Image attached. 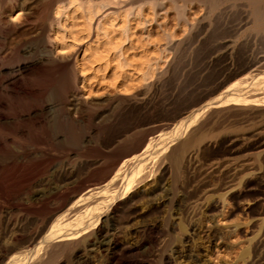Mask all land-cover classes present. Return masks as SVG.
<instances>
[{"label":"rangeland","instance_id":"1","mask_svg":"<svg viewBox=\"0 0 264 264\" xmlns=\"http://www.w3.org/2000/svg\"><path fill=\"white\" fill-rule=\"evenodd\" d=\"M132 2L133 0H127L123 6L129 7ZM168 3L171 2L168 1L167 5ZM62 4L64 0H0V22L5 26L10 18V33L3 34L0 29V42H2L0 57L6 61L5 64L10 69L1 77L3 79L1 83L3 81L5 83L10 78V95H12L10 99L15 97V100L25 104L23 106L28 104L23 107L17 101L18 103L15 104H20L17 113L33 119L26 122L29 127L26 136L8 134L4 150L0 152L1 185L3 184L5 190L10 189L8 191L10 195H4L0 190V209L3 213V218L2 216L0 218V230L4 233L9 229L12 231L19 221L16 226H20L23 231L28 230L29 232L24 233L27 237L35 236L42 230L43 234L46 228L51 226L49 224H52L54 216L61 215L64 211L72 214L77 210V206L83 209L86 204L85 207L88 208L94 201H99L102 197H98L97 194L103 191L104 183L112 182L113 186L118 185L119 188L129 186L127 182L133 175H128V172L134 164L135 166L132 167H141L140 174L152 172V175L143 180V183H134L131 191L120 201L122 202L119 205L120 210L118 209L116 213L110 210L108 204L99 205L101 208L92 213L93 219H99L96 225L109 218L103 223L100 232L102 234L99 236L106 237L114 233L124 246L126 244L127 250H118L117 253L121 255L116 254L115 258H112V253L107 256L102 255L98 245L95 244L96 239L94 243L81 242L77 244L75 251H78L82 257H77L78 260L74 254L70 256L71 258L63 256L64 264L65 262L66 264H264V109L261 113L246 112V115L238 113L240 111L227 112L221 109L215 112L210 123L208 122L204 128L212 135L198 142L195 145L200 143V146L196 147L198 150L196 151L194 146L193 152L187 155L190 156L186 157L181 177L175 173V168L168 157L171 148L189 136L192 128L198 129L206 119L207 114L203 113V104L217 100L221 98V94L229 92L227 89L230 87L232 89L233 81L242 78L239 77L240 75L244 76L247 73L255 75L253 72L258 76L259 72L260 75L264 74L263 65H259L258 70L251 68L252 72H249L250 68H247L238 77L236 76L237 70L245 69L253 57L255 59L262 52L257 53L248 49L243 50L244 53L243 51L237 53L236 49L231 48L220 51L211 49L170 51L162 57L164 60L155 70L153 79L147 82L132 81L134 87L131 90H125L123 86L116 87L112 83L111 73L108 72L107 78L93 79L94 83L84 91L80 82L81 75L78 74V84L72 85V76L68 74L70 71L65 70L55 74L51 62L36 65L37 68L34 66L28 70L19 67L38 58L45 49L51 51L55 49L50 38V29L52 22L56 20L54 10ZM193 9H188V17H192L195 11L198 16L204 14V10H200L199 7ZM223 13L220 24L227 21L229 23V20L237 15H245L242 7L229 8ZM174 15L171 9L166 20L168 22L163 26L171 25ZM148 30H143L141 25L137 26L136 23V37L141 43L146 44L149 55L157 58L160 53L157 40L163 30L157 23H153ZM147 32H150V37L147 36ZM206 34L205 32L200 35L195 34L194 39L202 40ZM182 36V34L178 35L177 40L180 37L183 39L185 35ZM150 39L153 43H150ZM78 50L79 47H76L52 53L54 57L57 56L56 59L60 63H66L67 67H71L74 65ZM136 50L140 52L141 48ZM9 54L10 56L7 57ZM15 77H20L24 82L21 80L20 86L12 87L14 84H11V80ZM30 87L31 90L28 89ZM16 97H20L22 101ZM52 104L55 106L51 107ZM216 126L218 128L221 126V131L224 127L225 129L218 134L220 129ZM215 131L217 134L214 133ZM38 135L41 140H38ZM139 141H142L141 150L134 149ZM150 141L152 145L155 144L154 147L151 143L148 144ZM149 146H152V149L148 150ZM145 149L148 151L146 152ZM120 153L123 154L120 165L126 159H135L130 167L123 170L127 172L117 175L116 166L112 165V158ZM139 154L148 157L144 160ZM16 163L25 165L29 170L39 168L37 171L40 174L38 173L26 186L18 188L13 180L14 170L12 171ZM126 175L129 177L125 178ZM86 190L90 196L87 195L89 193ZM93 190L95 193L99 191L95 194ZM91 192L94 195H91ZM36 193H44L45 201L33 203V206L42 207L46 204L47 208L50 207V212L43 219L35 212L29 214L26 211L27 201ZM130 194L132 197L129 196ZM87 196L91 200L84 198ZM78 199L84 204L81 202V205ZM56 207L59 210L55 209ZM99 236L96 235V238ZM85 248L88 250L86 254ZM9 254L10 252L0 251L3 263L11 259Z\"/></svg>","mask_w":264,"mask_h":264},{"label":"bare ground","instance_id":"2","mask_svg":"<svg viewBox=\"0 0 264 264\" xmlns=\"http://www.w3.org/2000/svg\"><path fill=\"white\" fill-rule=\"evenodd\" d=\"M126 1L127 0H64V4L57 6L54 10L56 20L53 22L51 21L52 25H51V29H50L51 30L50 38H51V41L53 42V45L55 48L53 51L56 53H59L62 50L79 47V50L77 51L75 58H74V65H72L73 67L72 66L67 67L66 63L65 64L60 63L58 61V59H56L57 56L56 57H54L55 55L53 56V53H52L53 51H51L50 49L47 50L45 48H44L45 49L44 53L39 54L40 56L38 58L33 57L36 59L33 61H30L27 64L19 65V67L22 68L23 70L24 69L28 70V69H31L32 67L36 66V65L38 66L41 64H45L47 62H51L54 65V68H52V69L54 70L55 74L59 73L61 71H65V70H67V72H68V70L70 71V73H68V74H70L72 76V80H73L72 85H75L77 83V80L79 79L78 74L81 75L80 82H81V87L84 91L89 86H91L92 83H94L93 79L98 78V77L99 78H107L108 72L111 73L110 76H112V83L116 87L121 88L123 86V88L125 90H131L134 87L133 86L134 84L132 81H136V82L146 81L147 82L150 79H153L152 78L153 74H154L155 70L159 67L161 62L164 60V59L162 60V57H164L165 53L170 52V51L171 52L172 51H180L183 49L184 50L185 49H191V50H193V49H197V50H199V49H201V50L202 49L203 50L204 49H211L212 51L213 50L220 51L223 49L231 48V49H236L237 53L239 51H243V50L247 51L248 49L256 51L257 53H258V51L262 52L260 56L256 55L257 57L255 56L256 57L255 59L253 57V60L250 61V64L247 67H245V69L242 70V69L238 68L239 70H237V73L235 72L237 77L247 68H250L249 72H252L251 68H253V70L254 69L258 70L259 65H263V67H264V0H133V2L130 4L129 7L123 6V3H126ZM168 1L171 2V3H168L169 6L167 5ZM126 5H129V4H126ZM193 7H196V8L199 7L200 10L203 9L204 14L202 16H198L197 12L195 11V12H193L194 17L193 16L188 17L187 11L189 8L193 9ZM237 7H240V8L242 7L243 13L245 12V15H243V16L237 15V16H235L234 19L229 20V23H227L228 22L227 21L226 23L223 22L224 24L223 23L220 24V17L222 14H224L223 12H227L229 10V8L236 9ZM45 8H47V7H45ZM171 9H173V11L175 13V15H174L175 17L173 18V22L171 25L169 24L168 26H163V24L165 22H168L166 20L169 17ZM203 10H202V12H203ZM233 13H235V11ZM233 13L231 15H233ZM138 19H139V21H138ZM136 23H137V26L141 25L142 29L145 31L148 29L150 30L153 23L154 24L157 23L162 28V30H163V32H161L162 35L159 34L160 37L157 40V47L160 50V53H159L157 58L150 56L148 53L149 52L148 48H147V46H145L146 44L141 43L138 40V38L136 37V31H135ZM1 25H2V23H1ZM0 29H1V32L3 34H9L10 33V18H9V23L5 26L4 25L0 26ZM158 29H160V28L158 27ZM194 32L196 35H200L203 32H205L207 34L204 37V39H202V40L196 39L197 40V42H196V40L194 39V37L196 36L194 34ZM3 34H1V35H3ZM181 34L183 36L184 35L185 36L184 37L182 36L183 39H180L181 38L180 37L179 40H177L178 35H181ZM147 36H149V37L151 36L150 32L147 34ZM242 38H243V40H241ZM161 41H163V42L161 43ZM0 43H2V42H0ZM150 43H153V41L151 39H150ZM137 48H141V51L137 52V50H136ZM35 52H36V50H35ZM229 52H230V50H229ZM243 53H244V51H243ZM9 56H10V54L7 57H9ZM34 56H36V55H34ZM224 58H225V56H224ZM14 61L16 62V59ZM5 62L6 61L4 59H2V57H0V152L2 150H4V146L6 143L5 139L8 138V134L15 133L17 135L26 136V132H28V130H29L28 124L26 122L33 120L30 118V116H24V115H22V113L21 114L17 113V111L20 110L19 105L21 103L19 102L20 100L19 101L15 100L14 96H13L14 99H10V97L12 96V95H10V78L8 80H6L5 83H3L4 81L2 82L3 84L1 83V81L3 80L1 77L4 75V73L6 71H10V69L7 68ZM22 62H24V61L22 60ZM166 62H168V61H166ZM47 65H49V64H47ZM37 66L35 68H37ZM44 66H46V65H44ZM12 67L14 68V66H12ZM47 69H48V67H47ZM161 70H162V68H161ZM260 71H262V70H260ZM253 73L255 75H253L252 73H247L244 76L240 75L239 77H242V78H238L235 81H233L234 83L232 85V89H230L231 87L229 89H227V90H229V92L226 91L223 94H221L222 95L221 98L214 100V101L207 102V103L202 105L204 107V110H203V113H205L204 115L207 114V117H206V119H204L202 125L200 124V127L198 129L192 128L190 133H189L190 135L183 138L177 144H175L168 153V157L171 160V162L175 168V173L177 174L178 177H181V175H183V169H184V163H185L186 157L188 154L193 152L192 150H193L194 146L198 142H200L202 139H205V138L208 139L207 137H210L211 133L209 131L205 130L204 128H205L206 124L210 121L211 117L213 116V114L215 112H218L219 109H221L222 111L226 110L227 112H229V111H236V112L240 111L238 113H244V114L246 112L247 113H249V112H253V113L263 112L262 109H264V74L260 75L261 72H259L260 74L258 76V75H256L255 72H253ZM23 75H25V74H22V76ZM64 75H65V73H64ZM60 77H61V75H60ZM232 77H234V76H232ZM53 78H55V76H53ZM63 79H65V78H63ZM21 80L23 81V79H20V77L13 78L11 80V84H14L12 87H15L17 85L20 86L22 83ZM127 80H129V81L126 82ZM25 81H27V80H25ZM59 82L60 81H58V83ZM27 84H28V82H27ZM57 85H59V84H57ZM57 85H55V87ZM64 87H65V85H64ZM186 87H188V86H186ZM16 88H14V89H16ZM28 89L31 90L32 88L30 87ZM23 90L25 91L26 89H23ZM40 91H43V90L40 89ZM196 97H197V95H196ZM17 98L18 97H16V99ZM17 101L20 103L19 105L15 104V103H18ZM21 101H22V99H21ZM43 104H45V103H43ZM21 105L23 106L25 104L22 103ZM16 106H18V107H16ZM26 106H23V107H26ZM40 106H41V104H40ZM50 106L54 107L55 104L54 105L52 104ZM42 107H44V106H42ZM42 109H44V108H42ZM23 110L25 111V109H23ZM31 110H33V108H31ZM40 112H42V110ZM236 112H234V113H236ZM26 113H27V111H26ZM32 115H33V113H32ZM252 116H253V114H252ZM214 117H217V116H214ZM65 122H64V124H65ZM219 124H220V122H219ZM67 125H69V124H67ZM70 126H71V124H70ZM217 126H218V124H217ZM222 126H225V125H222ZM212 129H213V127H212ZM218 129H220L219 133H218L217 129H216V131L218 134H220L221 132H223L225 127L223 128L222 131H221V129H222L221 126ZM216 131L214 133H216ZM108 134H109V132H108ZM160 134H162V133H160ZM76 135H77V137L79 136L78 132ZM38 136L36 138H38ZM143 137L144 136H142V138ZM74 138H75V136H74ZM39 139L41 140L40 136H39L38 140ZM154 139H156V138L154 137ZM158 139H159V137H158ZM160 139H161V137H160ZM11 140L13 141V139H11ZM150 140H151V138H150ZM70 141H72V139ZM143 141H145V140L143 139ZM154 141H156V140H154ZM38 142H37V144H38ZM140 142H142V141H139V144H137V146L134 149L140 148L139 150H141V144L142 143H140ZM150 143H151V141L148 144H150ZM155 143H157V141ZM145 144L147 145L146 142H145ZM152 144L153 143H151V145ZM154 145H152V146L154 147ZM198 145L200 146V143ZM198 145L195 146V149H196V147H199ZM152 146H149L148 150H149V148L152 149L151 148ZM142 149H144V147ZM125 150H126V148H125ZM146 150L147 149H145V151ZM197 150L198 149H196V151ZM117 151H119V150H117ZM145 151L143 153H145ZM121 154L122 153L115 155V158H112L113 159L112 165L116 166L115 169L117 172H115V173L117 175L121 174L123 172V170H125L127 167H130V164H133L132 162L135 159V158L126 159L120 165L119 163H120V159H121ZM144 157L142 154V156L140 158L145 160V159H147L146 157H148V156H144ZM137 161H138V158H137ZM138 162H140V161H138ZM132 166H135V165L133 164ZM132 166H131L130 171L127 169L129 171L128 175L129 174L133 175L132 178L127 182V185H129V186L125 185V188H123V187L119 188L118 185L113 186L114 183H112V182H111L112 185H111V183H108V184L104 183L105 186L102 185L103 191H101V194H97V192L99 190H101L102 188L97 190L96 193L93 190V192L95 194L99 195L98 197H102L101 199L98 198L99 201H94V203H92L93 205L91 204V206H89L88 208L85 207V206H87L86 204H85V206L83 205L84 207L83 206L82 207H83V209L86 208L85 210L79 209L78 208L79 206L76 207L74 205L77 208V210L75 208L76 211L74 210L75 213L73 212L74 213V214L72 213L73 215L71 214V212H70V214H71L70 215L68 211H66L67 213H65V211H64L63 214L56 215V217L54 216V220H53L52 224H49V226L50 225L51 226L48 229L45 227L46 230H45V233H43V234H42V231H43L42 230L39 234H36V235L34 234L35 236H31L29 234L30 237H27L25 234H26V231H28V230L23 231L20 229V226H18L19 228L16 226L19 221L15 225L16 228L14 226V229L12 231H10L9 228H8L9 231H7V233H4L3 230L2 231L0 230V251L5 252V253L10 252V254H11V259L9 258L7 263L6 262L3 263V260L1 261V258H0V264H2V263L3 264H64L63 261L65 259L63 256L70 257L74 254L76 256V258L82 257L78 251H75V247H77V244H79V243L81 244V242L88 243L90 241H93V243H94L95 239H96L95 244L98 245L97 247L99 248V251H101L102 255L104 254V256H107L109 253H112V258H115L116 254H119V253H117L118 250L122 249V251H126L127 250L126 244L124 246L121 243L122 241H119V239L115 236L114 233H110L106 237L103 235L101 237L99 236V234L100 235L102 234L100 232L102 230L103 223L106 220H108L109 218L107 217L99 225H96V222L99 219H93L92 213L94 211H96L97 209H100L101 207L99 205H101V204H108L110 210L113 211L114 213H116L118 211V209L120 210L119 205L122 203L120 201L124 197H126V195L131 191L134 183L135 182L136 183L137 182L143 183V180H145L147 177L152 175L151 174L152 172L140 174L142 171L141 167L135 168ZM35 169L36 170H34V169L29 170L26 168L25 165H18V164L14 165V168H12V171L14 170L13 174L15 177L13 180H14V183L16 184V186L18 188L22 187V186H26L30 181H33L34 177L37 176V174L39 173V171H37V170H39V168L35 167ZM48 169H47V171L49 172ZM124 172H127V171H124ZM128 175H126L125 178H127ZM131 175H130V177H131ZM108 177H110V176H108ZM1 183H2V181L0 182L1 192H3L4 195L9 194V192H8V191H10L9 187H8L9 190H7V189L5 190V187H3L2 186L3 184L1 185ZM5 183L6 182H4V184ZM7 184H9V183H7ZM65 186H68V185H65ZM10 188H13V187H10ZM57 188H59V187H57ZM53 189H55V188H53ZM57 190H60V189H57ZM86 192L89 193L87 190H86ZM13 193H14V191H13ZM50 193H51V191L49 192V194ZM87 193H84V194H87ZM94 193H92L91 195H94ZM87 195L90 196V193ZM97 195H95V196H97ZM122 195H124V196H122ZM32 196H33V194H32ZM45 196L46 195L44 193H36V195L34 197H32L31 199H29V201H27L28 205L26 207V211H28L29 214H30V212H33V214L35 212L40 216L39 218L43 219L48 214V212H50L49 211L50 207L47 208L46 204H44L42 207H37V206H33V203L45 201ZM88 196L84 197V198L89 200L90 197H88ZM129 196H131V194ZM29 197L30 196H28V198ZM81 197H83V196H81ZM15 198H16V196H15ZM78 198L80 199V197H78ZM2 199H3V197H2ZM79 199H78V201H79ZM131 199L132 198H130V200ZM90 200H91V198H90ZM81 202L84 204L83 201H81ZM81 202H80V204L82 205ZM88 202L90 203L91 201H88ZM88 202H87V204L89 205ZM16 203H18V202H16ZM74 203H76V202H74ZM18 204H21V203H18ZM23 204H25V202ZM29 204H30V206H29ZM16 206H18V205H16ZM63 206H65V205H63ZM71 206H73V204ZM59 208H61V207L59 206ZM55 209H58V208L56 207ZM21 210H23V209H21ZM63 210H65V209H63ZM2 214H3L2 209H0V218H1V216L3 218ZM9 221H10V219H9ZM15 221H17V220H15ZM10 223H11V221H10ZM3 225H5V224H3ZM12 225H14V224H12ZM12 225H11V228H12ZM45 226H47V225H45ZM43 229H44V226H43ZM4 230H6V228ZM96 235H98L99 237L96 238ZM88 246H89V244H88ZM81 248H82V246H81ZM93 248H95V247L93 246ZM87 251L88 250H86V248H85V250H84L85 254ZM119 255H121V254H119ZM70 258H69V261H71ZM106 258H108V257H106ZM166 260H167V258H166ZM123 261H124V259H123ZM65 264H66V262H65ZM68 264H70V263H68ZM125 264H127V263H125Z\"/></svg>","mask_w":264,"mask_h":264}]
</instances>
